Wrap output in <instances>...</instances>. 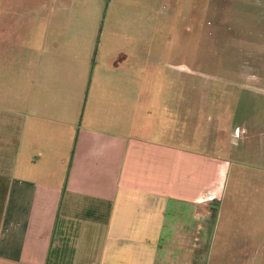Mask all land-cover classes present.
Wrapping results in <instances>:
<instances>
[{"label":"crops","instance_id":"1","mask_svg":"<svg viewBox=\"0 0 264 264\" xmlns=\"http://www.w3.org/2000/svg\"><path fill=\"white\" fill-rule=\"evenodd\" d=\"M91 34L43 39L0 91V264H264V204L233 202L228 160L156 128L148 77L127 52L101 62Z\"/></svg>","mask_w":264,"mask_h":264},{"label":"rangeland","instance_id":"2","mask_svg":"<svg viewBox=\"0 0 264 264\" xmlns=\"http://www.w3.org/2000/svg\"><path fill=\"white\" fill-rule=\"evenodd\" d=\"M8 13L23 32L0 35V91L43 39L85 44L97 29L101 62L127 52L148 77L155 127L228 160L233 202L264 204V0H0V22Z\"/></svg>","mask_w":264,"mask_h":264},{"label":"trees","instance_id":"3","mask_svg":"<svg viewBox=\"0 0 264 264\" xmlns=\"http://www.w3.org/2000/svg\"><path fill=\"white\" fill-rule=\"evenodd\" d=\"M214 217H215V214L213 213V215H212V219H214Z\"/></svg>","mask_w":264,"mask_h":264}]
</instances>
